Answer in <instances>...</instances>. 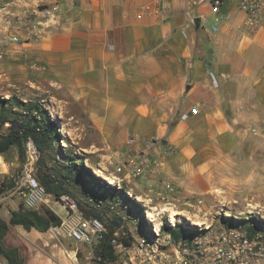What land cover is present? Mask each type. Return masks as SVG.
Here are the masks:
<instances>
[{"label":"crops","instance_id":"0c3cea01","mask_svg":"<svg viewBox=\"0 0 264 264\" xmlns=\"http://www.w3.org/2000/svg\"><path fill=\"white\" fill-rule=\"evenodd\" d=\"M58 1L57 25L36 36L5 30L0 83L53 92L65 132L87 152L135 159L154 140L149 152L159 166L149 181L169 182L168 193L264 199V28L249 31L231 4L220 17L201 4L184 38L186 0H172L162 19L139 17L140 0ZM9 215L8 228L40 237Z\"/></svg>","mask_w":264,"mask_h":264},{"label":"rangeland","instance_id":"374dc122","mask_svg":"<svg viewBox=\"0 0 264 264\" xmlns=\"http://www.w3.org/2000/svg\"><path fill=\"white\" fill-rule=\"evenodd\" d=\"M45 4H47L45 0H0V38L4 35L5 30H13L12 27L6 26L5 22L7 19L13 20L17 17L33 19L37 16L38 10L43 8ZM202 25L207 29L209 22H204ZM1 39H4V37ZM12 93L18 94L23 99L36 96L41 97L51 117L58 123L59 132L63 137L60 144L62 146L74 147L77 153L85 157L84 164L90 168L93 174L100 176L105 182L116 188H122L125 190L127 196L139 204V208L143 214L142 218L139 216L132 202L123 199L118 191L110 190L99 197L91 192L87 186H82L80 182L73 185L71 188L73 194H68L77 204L78 202L81 203V208L79 205L78 207L85 215L100 218L108 232L118 229L124 231L130 239L133 237L140 238L150 234L153 231V227L161 221L168 226L173 224H176L178 227L186 226V228L191 229L190 231L193 234H189L178 228V231L183 236L191 235L192 238L203 239V236L210 237L226 227L239 226L241 228H248L249 222L247 221L252 216L259 220H264V199H244L239 201L223 199L221 196L219 199L217 197L219 196L218 194L216 196H207L200 193H189L187 195L174 194L167 193L161 189L160 179L153 184L149 181V176L148 178L128 180L126 174L115 171L116 166L119 165L118 162L120 161L121 154L115 153V156L119 155L117 161L115 157H112L113 155L99 151L94 153L87 152L80 149L74 141L75 138L73 136L70 137L65 132L63 117L59 115L61 111H59L60 106L57 100L52 97L53 92H45V86L36 87L26 84L6 85V83H0V98L8 97ZM24 157L25 154L21 156L18 154L15 146H12L7 152L0 154L1 218L8 216L11 208L20 205L21 194L15 190V187L21 177V166ZM2 158L6 161L5 164L2 162ZM95 161L107 162L109 168H100L102 166L93 168L91 165H94ZM95 169H102L100 170L102 174L96 173ZM103 173L104 176H102ZM105 176L108 178H105ZM108 179H113V182H110ZM148 198L151 199L148 200ZM99 199L100 203L97 201ZM199 199H202L201 203L198 202ZM61 202L59 197L56 198L52 194L46 195L44 200L35 209L42 212L48 209L56 215L58 213L64 215L65 207ZM240 205H244L246 208L240 210L238 209ZM164 208H167V210H164ZM90 211H93V213ZM148 211H152L154 218L148 216ZM173 211L175 212L173 213ZM188 214L189 217L196 218L199 222L193 223L191 218H188ZM189 225L194 226V229L189 227ZM263 225V222L258 221L256 230L260 231ZM36 230L33 228L34 232H40V237L30 239L24 230L23 234L20 235L16 229L8 228L3 238L6 246L17 248L19 255L23 258V264H97L99 260L97 255V240L90 245H85L76 242L66 234L60 233V235H56L52 228H48L46 231Z\"/></svg>","mask_w":264,"mask_h":264},{"label":"built area","instance_id":"2783aa9c","mask_svg":"<svg viewBox=\"0 0 264 264\" xmlns=\"http://www.w3.org/2000/svg\"><path fill=\"white\" fill-rule=\"evenodd\" d=\"M171 1L140 0L137 4V14L139 17L152 15L162 19L172 8ZM186 2L188 4V9L184 11L186 21L179 27L184 38L188 37L189 27L195 24L196 15L191 9L201 4H208L210 11L218 17L222 16L225 5L231 4L241 14L244 25L249 31L254 32L258 28H264V0H186ZM61 9L60 2L53 0L39 9L35 18L17 17L13 20L7 19L5 24L10 28H23L29 34L36 36L43 27L58 24ZM212 29L215 27L213 26ZM11 40L18 42L20 38L14 35ZM197 111V107L194 106L188 114H196ZM188 114L182 113L180 118L186 119ZM133 142L132 138H128L127 143ZM154 142V140H145L143 149L137 153L135 159L121 153L115 171L126 174L128 179L148 178L149 173H156L159 162L152 158L149 152ZM24 154L21 177L15 190L21 194L22 207L34 209L48 193L35 175L40 151L31 137L24 142ZM161 184V189L165 192L173 190L169 182L162 181ZM59 198L65 207V214L59 216V225L52 228L54 233L66 234L85 245H90L96 240L99 242L102 233L107 232L101 219L85 215L67 193L61 194ZM198 202L201 203L202 199ZM161 225L160 221L150 234L140 238L130 239L124 231L118 229L113 231L109 242L115 258L109 264H264V231L256 230L250 233L247 228L232 226L222 228L210 237L187 239L175 238L170 232L162 231ZM175 225L170 227L174 228ZM0 264H9V262L0 255Z\"/></svg>","mask_w":264,"mask_h":264},{"label":"trees","instance_id":"16d2710c","mask_svg":"<svg viewBox=\"0 0 264 264\" xmlns=\"http://www.w3.org/2000/svg\"><path fill=\"white\" fill-rule=\"evenodd\" d=\"M28 137L33 139L40 151L41 156L35 175L43 183L47 193L54 195L56 198L62 193L73 194L71 188L79 182L99 197L110 190H115L120 192L123 199L132 202L139 216L143 217L139 204L127 196L125 190L116 188L105 182L100 176L93 174L90 168L84 164L85 157L77 153L74 147L60 144L63 137L59 132L58 123L51 117L41 97L23 99L15 93L10 94L8 97H1L0 154L15 146L18 154L23 155L24 142ZM97 201L101 202L100 199ZM80 204L78 202L81 208ZM90 212L93 213V211ZM258 221L264 223V220H259L253 216L248 219L247 229L250 233L256 231ZM8 222L20 224L28 230L33 227L39 231H46L50 226L59 225L60 217L50 210L46 213L35 208L26 209L20 206L18 209L10 211ZM189 227L194 229V226L189 225ZM178 228L193 234L190 231L191 229L186 228V226L178 227L175 225L172 228L165 223L161 225V230L170 232L175 238H192L191 235L183 236ZM261 230H264V225ZM7 231L8 223L0 217V255L5 257L9 264H23V258L19 255L17 248L6 246L3 242ZM111 233V231L104 232L99 239L97 244L99 260L97 264H109L115 258L109 242Z\"/></svg>","mask_w":264,"mask_h":264},{"label":"bare ground","instance_id":"6f19581e","mask_svg":"<svg viewBox=\"0 0 264 264\" xmlns=\"http://www.w3.org/2000/svg\"><path fill=\"white\" fill-rule=\"evenodd\" d=\"M100 170H102V169H95V172L96 173H98V174H102V171H100ZM106 174V173H105ZM102 176H104V173H103V175ZM105 178H108L107 176H105ZM110 182H113V179H108ZM164 210H167V208H164ZM175 211H173V213H174ZM148 216H150V217H153L154 216V214L152 213V211H148ZM188 218H191V220H192V222L193 223H198L199 221H197L198 219H196V218H193V217H189V214H188Z\"/></svg>","mask_w":264,"mask_h":264},{"label":"water","instance_id":"95a60500","mask_svg":"<svg viewBox=\"0 0 264 264\" xmlns=\"http://www.w3.org/2000/svg\"><path fill=\"white\" fill-rule=\"evenodd\" d=\"M195 25H198V18H195ZM44 212L48 213V210H44Z\"/></svg>","mask_w":264,"mask_h":264}]
</instances>
